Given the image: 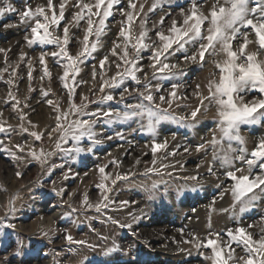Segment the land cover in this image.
I'll return each instance as SVG.
<instances>
[{
    "label": "rangeland",
    "instance_id": "374dc122",
    "mask_svg": "<svg viewBox=\"0 0 264 264\" xmlns=\"http://www.w3.org/2000/svg\"><path fill=\"white\" fill-rule=\"evenodd\" d=\"M64 2L65 20L53 35L62 37L67 22L68 50L76 55L82 48L80 42L87 29V10H84L85 19L77 27L73 21V16L80 11L75 6L77 0ZM79 2L81 5L95 4V0ZM132 2L135 9L128 7L129 0H119L113 6V15L106 21L107 27L97 51L79 65L74 89L71 78L67 80L68 87H64L61 79L64 69L57 58L46 55L45 62H40L42 51L51 52L56 47L29 46L24 39L30 28L20 23L19 13L26 8L35 10L38 6H44L47 11V0L0 2V6L11 4L17 10L0 18V128L3 129L0 131V218L6 217L5 222L15 226L0 233V264H85L86 260L88 264H100L102 251L113 245L123 249V252L113 254L116 264H211L205 259L211 254L210 250L197 247L210 231L221 234L222 244L229 240L227 230L234 231L238 227L245 228L254 239L264 235V195H258L247 211L239 213V205L234 202L231 192L234 182L224 176L225 168L221 163L213 160L214 152L208 143L221 135L217 108L206 100L201 106V99L208 94V81L216 78L213 75L217 73L215 62L224 59L222 53L206 54V62L201 64L186 61L182 58L185 53L176 52L165 62L177 65L171 71H182L183 75L164 78V74L157 72L156 79H153L150 67L153 63L151 50L141 53V70L137 72L141 83L150 82L156 103L172 116L185 117L184 123L165 120L157 126L154 138L141 127V123L147 124L146 119L107 123L101 117L95 126L100 143L93 144L85 138L79 145L85 149L91 147V152L85 150L77 154L56 148L59 128L76 118L71 111L72 104L86 106L88 112L124 108L118 103L122 89L105 86L104 91H100L102 83L110 82L116 75L117 64H121L120 72L125 67L120 60L124 41L119 37L121 22L127 19L123 13H133L134 35H138L141 23L145 22L149 37L155 40L159 30L168 34L172 20L181 26V8L185 13L191 8L190 0ZM154 2L158 6L150 11ZM198 2L202 4L201 11L207 15L215 0ZM53 3L58 15L59 0H53ZM92 11L97 10L93 7ZM162 17L163 24L160 23ZM99 19V16H92L94 28ZM8 23L17 27L5 29L3 25ZM94 39L90 36L89 42ZM248 39L252 42L246 52L257 51L258 45L251 31ZM242 40L240 37L234 41L233 48ZM114 43L121 45L115 56L111 53ZM186 47V54L190 56L199 45ZM22 53L25 54L23 59ZM105 56L108 61L102 71L100 60ZM132 56L129 46V58ZM257 58L264 60V53ZM174 84L177 85L175 99L169 95ZM157 86L158 92L155 91ZM124 87L132 92L138 86L127 80ZM107 94H113L115 99L100 103ZM160 96H165L170 104L161 103ZM255 96L258 93L250 92L244 96V101ZM125 100L136 103L135 93H125ZM197 108L200 112L193 121L191 112ZM240 136L244 139L242 147L250 153L257 142L264 139V120L254 125H242ZM165 142L166 147L153 154V145ZM74 144L69 139L61 143V148L72 149ZM201 144L205 147L197 151ZM227 147L225 142L223 148ZM232 147L241 145L233 142ZM215 151L220 153L221 145H217ZM234 163L236 168L243 169L236 173L238 176L248 174L246 164L239 160ZM210 167L214 174H209ZM100 168H104L103 173ZM258 172L257 168L254 174ZM153 184L157 185L156 190H153ZM256 191L259 193V189ZM123 225H131V228ZM67 235L72 236L73 243L67 241ZM232 247L237 264H243L239 260L244 255L242 249L235 244ZM18 250L20 255H16Z\"/></svg>",
    "mask_w": 264,
    "mask_h": 264
},
{
    "label": "snow or ice",
    "instance_id": "6c2138e0",
    "mask_svg": "<svg viewBox=\"0 0 264 264\" xmlns=\"http://www.w3.org/2000/svg\"><path fill=\"white\" fill-rule=\"evenodd\" d=\"M190 2L191 8L187 13L181 8L182 25L178 27L177 21L175 19L172 20L171 25L167 29L168 34H165L163 30H159L155 33L157 38L155 40L149 37L145 22L141 23V30L138 35H134L132 31L133 13L131 11L123 13V10H121L127 18L126 21L121 22L122 26L119 30V37L124 41L123 55L120 60L125 67L123 72H120L121 64H117L118 71L116 75L111 78L110 82L102 83L100 91L103 92L105 86L112 89H122L119 92L120 99L118 103L123 104L124 108L123 110L109 109L108 111L97 110L88 112L86 106L72 104L71 111L76 118L61 125L56 148L77 154L85 150L91 152V147L85 149L79 145L85 138L92 141L93 144L100 143L96 138L95 126L101 117L107 123L135 121L137 119L143 121L146 119L147 124L141 123V127L151 133L154 138L157 126L161 122L171 119L178 124L184 123L185 117L172 116L166 109L161 108L160 104L156 103V97L153 95L150 82L141 83L137 75V72L141 70L139 68V61L142 59L141 53L151 50L150 59L153 60V63L150 67L153 69V79H156L157 72L164 74V78L183 75L182 71H171L177 65H169L165 62L169 56L176 52L185 53L182 58L186 61L199 62L201 64L206 62V54L219 55L222 53L224 59L215 62L217 73L213 75L216 78L208 81V94L202 97L201 106L206 100L209 105H215L217 108V126L221 135L219 138L214 137L208 143L212 146L214 152L213 160H218L221 163V166L225 168L224 176L234 182L231 185V192L234 202L239 205V213L243 214L254 204L258 195H264V139H260L255 148L249 153L245 147H242L244 139L240 136V127L242 125H254L264 120V60L257 58L261 53H264V0H215V3L211 6V11L207 15L201 11L202 4L198 0H190ZM118 3L119 0H95L94 5L88 3L81 5L79 0H77L75 6L79 7L80 11L73 16L74 24L78 27L80 21L85 19L84 10L86 9L87 29L83 40L80 42L82 48L76 55L70 54L68 50L70 37L67 22L63 26L62 37L53 35V32L60 27L61 21L65 20L64 0H59L58 15L53 0H47V11L44 6H38L35 10L26 8L20 12V23L30 28L29 34L25 35L24 39L29 46L37 44L41 46L54 45L56 50L51 52L42 51L40 62L42 64L45 62L46 55L57 58L60 66L64 69L63 77L61 78L64 82V87H68L67 80L71 78L74 81V89L75 76L78 75L79 65L92 57L93 53L97 51L100 37L107 27L106 21L113 15V6ZM157 6L158 3L154 2L150 11H154ZM93 7L97 10L95 13L92 11ZM128 7L135 9L136 5L132 0H129ZM142 10L143 5H141ZM16 11L11 4H3V6H0V18ZM49 12H51V15H49ZM93 15L100 17L95 28L92 20ZM163 20L164 18L162 17L161 24H163ZM3 27L9 29L17 27V25L8 23L4 24ZM250 31L254 33L258 49L255 52L248 53L246 48L252 42L248 39ZM90 36L95 37L91 43L89 42ZM240 37H243V40L234 49L233 42ZM189 45L193 48L199 45L190 56L186 54V46ZM129 46L133 51L131 58H129ZM118 47H121V45L114 43L111 50L112 55H117L116 49ZM24 55L23 53L21 54V59H23ZM107 61L108 56L100 60L102 71ZM45 73L47 74V69H45ZM93 75L95 78V70ZM29 77L31 78V73H29ZM127 80L135 82L138 86L132 90L137 99L136 103H128L125 100V93L132 95L129 88L124 87V83ZM176 87L177 85H172V91L169 94L174 99L177 97ZM155 91H160L159 86L156 87ZM250 92H256L258 96L245 102L244 96ZM69 95H72V90L69 91ZM114 99L115 96L113 94H107L101 98L100 103L113 101ZM159 100L161 103L170 104V101L166 100L165 96H160ZM199 112L200 108L191 112L193 121L197 118ZM64 115L66 116L67 114ZM0 131H3V129L0 128ZM36 138L40 139L39 136ZM69 139L75 142L74 147L72 149H62L61 143H66ZM108 139H111V137H108ZM225 142L228 145L227 149L223 148ZM233 142L241 145V147L233 149ZM217 145H221L220 153L215 151ZM164 147H166V142L164 144L155 143L152 147L153 154ZM204 147L205 145L203 144L198 145L196 150L199 151ZM233 152L236 155L233 156ZM33 157L37 158L35 153H33ZM236 160L247 165L248 174L239 176L236 174L237 172H243V169L235 167L234 162ZM257 168L259 172L254 174ZM100 172L103 173L104 168H100ZM209 174H214V170L211 167L209 168ZM17 175L20 174L17 173ZM124 178L126 179L127 177ZM117 179H120V177H117ZM100 187H104L103 183H101ZM152 188L156 190L157 185L153 184ZM257 189H259V193H257ZM96 207L97 211H99L100 206L97 205ZM12 211H14V208ZM5 220L6 217L0 218V233L4 229L15 228L13 224L6 223ZM122 227L131 228V225H123ZM44 235L47 236V233ZM226 235L229 240L226 244H222L220 242L221 234L210 231L208 237L197 245L198 248L210 250L211 254L206 256L205 259L210 260L211 264H237V258L234 255L235 248L232 247L233 244L242 249L244 255L239 257V260L243 264H264V235H261L259 239H254L252 234L243 227H238L234 231L229 229ZM66 239L69 243L74 242L71 235H67ZM75 243L84 244L85 242L75 241ZM89 247L93 246L89 245ZM225 248L228 249L227 252H225ZM117 252H123V249L116 245L104 249L101 253L100 264H116L112 257ZM20 254L18 250L16 255ZM201 255H203V252H201ZM85 264H88L87 260Z\"/></svg>",
    "mask_w": 264,
    "mask_h": 264
},
{
    "label": "bare ground",
    "instance_id": "6f19581e",
    "mask_svg": "<svg viewBox=\"0 0 264 264\" xmlns=\"http://www.w3.org/2000/svg\"><path fill=\"white\" fill-rule=\"evenodd\" d=\"M247 51V50H246Z\"/></svg>",
    "mask_w": 264,
    "mask_h": 264
}]
</instances>
